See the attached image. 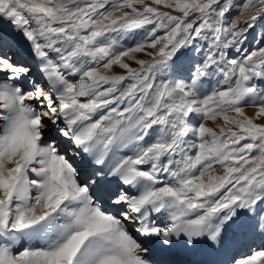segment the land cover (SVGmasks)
<instances>
[{
  "label": "snow or ice",
  "instance_id": "1",
  "mask_svg": "<svg viewBox=\"0 0 264 264\" xmlns=\"http://www.w3.org/2000/svg\"><path fill=\"white\" fill-rule=\"evenodd\" d=\"M0 264H264V0H0Z\"/></svg>",
  "mask_w": 264,
  "mask_h": 264
},
{
  "label": "rangeland",
  "instance_id": "2",
  "mask_svg": "<svg viewBox=\"0 0 264 264\" xmlns=\"http://www.w3.org/2000/svg\"><path fill=\"white\" fill-rule=\"evenodd\" d=\"M234 15H235V14H234ZM246 15H248V14L245 13L244 15L239 16L238 19L243 20V19L245 18ZM259 31H260V29L257 28V29H255V30H253L252 32L249 33V37H248V39H249V43H250V44H254V43H255V42L253 41V37L256 36L257 33H258ZM129 43H131V41H129ZM142 58H143V57H142ZM245 111H246L247 113H249V114H252V113L255 111V109L252 108V107H247V108H245ZM209 123H211V122H209ZM242 243L246 246L248 242H247V241H243ZM180 255L182 256L181 259H183V258H187L183 253H180Z\"/></svg>",
  "mask_w": 264,
  "mask_h": 264
},
{
  "label": "bare ground",
  "instance_id": "3",
  "mask_svg": "<svg viewBox=\"0 0 264 264\" xmlns=\"http://www.w3.org/2000/svg\"><path fill=\"white\" fill-rule=\"evenodd\" d=\"M181 255H180V253H177L175 256H174V259H177V260H180V261H182V260H185V259H188L189 257H187V258H183V259H181Z\"/></svg>",
  "mask_w": 264,
  "mask_h": 264
}]
</instances>
